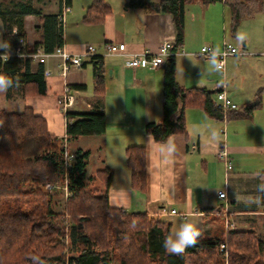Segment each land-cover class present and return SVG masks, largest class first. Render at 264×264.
<instances>
[{"label":"crops","instance_id":"0c3cea01","mask_svg":"<svg viewBox=\"0 0 264 264\" xmlns=\"http://www.w3.org/2000/svg\"><path fill=\"white\" fill-rule=\"evenodd\" d=\"M5 1L0 0V12L11 15L14 34L20 32L32 46L43 37L41 17L60 14L64 0H9L10 8ZM100 1L109 8L105 20L99 24L85 23L87 9ZM88 2L82 9L85 13L77 15L75 0H70L71 12L65 16L62 46L68 52L82 54L89 45L101 51L105 44L125 43L129 52L154 53L163 42L169 41L175 51L184 54L168 59L157 70L128 68L118 56L104 57L97 66L86 60L83 68L70 70L66 77L57 58L43 64L32 62V72L44 70L46 94L52 88L49 85L57 91V110L47 113L26 107L44 117L49 132L59 140L66 137V117L58 104L65 83L77 95L71 113L101 111L106 115L105 134L79 137L68 145L72 153H90L87 167L90 185L100 195L107 194L111 208L169 223L173 235L182 222L191 220L200 232L199 237L219 239L233 232H253L263 238L264 193L257 191V185L264 183L261 177L264 173V11L242 19L233 31V13L226 0L210 3L191 0L185 6L184 36L178 43L173 17L168 13L149 7H129L130 0ZM24 6L40 14H24ZM29 36L34 39L33 44ZM3 37L4 23L0 17V45ZM224 43H231L246 54L229 57L222 72L212 70L208 58L200 56V51L206 46L221 51ZM171 67L182 88L211 93L212 99L223 91L238 109L228 113L226 119H217L203 108H187V134H175L164 142H156L145 130L148 124L163 120V90ZM96 68L103 76L99 93L95 88ZM23 90V85L18 83L7 92H0L3 104L11 107L7 112L21 113L26 108L20 111L23 100L44 96L35 91L24 95ZM250 105L255 109L247 112ZM169 141L175 145L172 153L162 151ZM132 147L146 150L144 189L132 184L127 156V150ZM220 151L227 152L232 170L219 158ZM102 173L105 176L100 181L98 174ZM109 177L112 180L107 188ZM219 192H226L227 198L220 199ZM164 210L176 213L164 215Z\"/></svg>","mask_w":264,"mask_h":264},{"label":"trees","instance_id":"16d2710c","mask_svg":"<svg viewBox=\"0 0 264 264\" xmlns=\"http://www.w3.org/2000/svg\"><path fill=\"white\" fill-rule=\"evenodd\" d=\"M190 1L160 0L150 4L147 0H130L128 6L149 7L170 14L177 30V42L181 43L185 6ZM226 3L232 9L233 31L242 19L264 11L262 0H226ZM22 11L40 14L29 6H24ZM108 12V6L100 1L87 9L84 22L102 23ZM0 17L4 23L3 45H7L0 49V73L18 78L24 95L34 91L45 95L43 68L32 72V59L3 60L1 56L17 49L23 39L27 52L43 49L51 53L62 47L64 24L59 14L41 17L43 37L32 46L20 32L14 34L9 13L0 12ZM102 61V58L93 60L96 66ZM94 75L99 93L103 82L100 69L96 68ZM163 95V120L148 124L145 130L156 142H164L175 134H187V108H203L212 118H224L222 112L213 108L211 93L182 88L175 80L173 67L167 72ZM253 109L255 106L250 105L247 112ZM106 124V115L101 111L83 115L70 112L66 115V137L59 140L34 109L26 107L21 113L0 109V264H33V257L43 264H226L220 250L223 244L228 245V264H264V237L259 238L253 232H233L219 239L201 236L184 253L170 254L163 247V239L171 233V224L111 208L107 194L100 195L91 189L87 173L90 153H73L75 158L70 164L64 157V140L69 143L79 137L103 135ZM127 156L133 187L144 189L147 183L145 148H129ZM261 177L264 179V173ZM111 180L109 177L107 188ZM65 181L70 196L63 212H56L53 196L44 187Z\"/></svg>","mask_w":264,"mask_h":264},{"label":"built area","instance_id":"2783aa9c","mask_svg":"<svg viewBox=\"0 0 264 264\" xmlns=\"http://www.w3.org/2000/svg\"><path fill=\"white\" fill-rule=\"evenodd\" d=\"M71 12L70 6L67 4L66 0L63 1L62 13L59 14V20L64 24L65 16ZM20 46L8 52L7 54H3L1 58L3 60H8L11 57H19L22 59L30 58L34 62L38 63H45L48 59L57 58L61 61L60 66L62 67L63 76L66 77L70 70L72 69H81L84 66L85 61H93L97 58H104L109 56H118L123 58L124 64L128 68L132 69H149V70H157L165 62L173 58L174 56L184 54V52H177L174 50V46L171 42L166 41L160 45V48L157 52H139V53H132L127 50V45L125 43L119 44H105L100 51L96 46L89 45L86 51L82 54H72L64 49V47H58L51 53H46L40 49L36 50L35 52H27V45L25 40H20ZM214 49L211 46L203 47L200 51V56L207 57L209 52ZM246 52L237 48L235 45L231 43H224L222 50L219 51L218 55V63L220 64L219 71H223L225 68V62L229 57L232 56H242L245 55ZM48 75L49 72L46 71ZM76 92L75 90L67 83L64 85V92L61 98L59 99V107L64 113L65 117L68 113L71 112L72 108L76 103ZM213 108L218 111L222 112L224 115L223 119L227 118V114L231 111H235L238 109V106L227 96V94L223 91L218 92L215 95V98L212 99ZM64 146L66 149L65 152V159L69 164L73 162L75 156L68 148V141L64 140ZM219 158L224 160L227 163L228 170H232V163L229 162L228 154L226 151L219 152ZM51 184H48L46 187H50ZM218 197L220 199H226L227 194L226 192H219ZM164 215H173L176 213L175 210L169 212L164 210ZM227 249L226 244L221 245V252H225Z\"/></svg>","mask_w":264,"mask_h":264},{"label":"clouds","instance_id":"9594fccd","mask_svg":"<svg viewBox=\"0 0 264 264\" xmlns=\"http://www.w3.org/2000/svg\"><path fill=\"white\" fill-rule=\"evenodd\" d=\"M0 47H7V45H0ZM218 49H212L208 54V63L212 70L218 71L220 64L218 63ZM19 80L13 79L10 76L0 73V92H7L9 89L18 86ZM162 151L172 153L175 151V145L169 141L165 144ZM257 191L264 193V183L257 185ZM200 236V232L195 223L191 220L182 222L179 230L173 235L169 234L163 239V247L165 250L172 254L183 253L188 247H191L197 243V238ZM33 264H43L37 257H33Z\"/></svg>","mask_w":264,"mask_h":264},{"label":"rangeland","instance_id":"374dc122","mask_svg":"<svg viewBox=\"0 0 264 264\" xmlns=\"http://www.w3.org/2000/svg\"><path fill=\"white\" fill-rule=\"evenodd\" d=\"M262 1L264 2V0H262ZM5 2H8L7 6H8V8H10L9 0H6ZM88 3H89L88 0H75L74 6H75L76 14L79 15V14L85 13V10H82V9L86 8ZM216 4H219V3H216ZM218 6H220V5H218ZM222 12H223V7H222ZM222 21H223V18L221 19V23H222ZM29 42L31 44L34 43V39L31 36H29ZM57 86H58V83L55 85V87H57ZM49 87H52V88H50L48 93L46 95H44L43 97H31L30 96L28 99L23 100V106H22V109L20 111H22L26 106H31L36 111L42 110L43 112L49 111L50 113H53L54 110H57V103H56L57 91L53 90L54 89L53 85L52 86L49 85L48 88ZM3 101H4V98H0V109H5L6 111H9L8 108L10 109L11 107L8 106V108H7V104L5 106L3 104ZM14 111H17V110H14ZM68 148H69V146H68ZM104 176L105 175L103 173L98 174V179L100 181H103ZM46 186L44 187V191L48 192L50 195L53 196L52 197L53 198V209L56 212H63L66 200L70 196V193L68 192V187H67L68 183L65 181L64 183H51L50 187H46ZM91 189H93L92 186H91ZM93 190H95V189H93ZM68 221L70 223H73L72 219L68 218ZM255 235L258 236L256 233H255ZM226 246H227V249L225 250V252H222V254H223V258L225 260V263L228 264V245H226ZM64 252H66V251H64Z\"/></svg>","mask_w":264,"mask_h":264}]
</instances>
